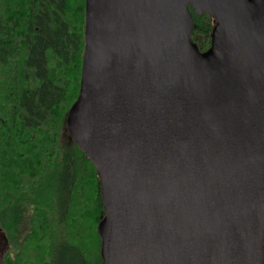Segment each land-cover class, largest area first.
Listing matches in <instances>:
<instances>
[{
    "label": "water",
    "instance_id": "obj_1",
    "mask_svg": "<svg viewBox=\"0 0 264 264\" xmlns=\"http://www.w3.org/2000/svg\"><path fill=\"white\" fill-rule=\"evenodd\" d=\"M189 7L214 18L204 52ZM66 128L103 264H264V0H85Z\"/></svg>",
    "mask_w": 264,
    "mask_h": 264
},
{
    "label": "trees",
    "instance_id": "obj_2",
    "mask_svg": "<svg viewBox=\"0 0 264 264\" xmlns=\"http://www.w3.org/2000/svg\"><path fill=\"white\" fill-rule=\"evenodd\" d=\"M189 12L210 47L214 18ZM85 0H0V264H103L98 172L66 128Z\"/></svg>",
    "mask_w": 264,
    "mask_h": 264
}]
</instances>
